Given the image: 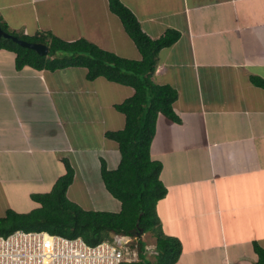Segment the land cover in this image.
Wrapping results in <instances>:
<instances>
[{
  "label": "crops",
  "instance_id": "crops-1",
  "mask_svg": "<svg viewBox=\"0 0 264 264\" xmlns=\"http://www.w3.org/2000/svg\"><path fill=\"white\" fill-rule=\"evenodd\" d=\"M120 1L151 38L168 28L179 32L173 44L159 50L152 74L155 82L177 90L172 107L179 120L158 114L150 144L166 187L156 203L161 230L181 243L172 264H254L253 242L264 247V88L248 78L264 79V0ZM109 12L108 0H0V16L11 29L56 33L65 21L68 40L82 33L103 49L138 59L119 20L120 32L114 29L115 17L101 27L88 24V14ZM121 37L126 47L118 49ZM14 56L0 49V189L7 178L38 181L55 167L59 172L66 155L76 174L77 164L88 162L67 133L79 122L78 111L87 115L80 116L85 132L99 129L104 136L107 129L123 127L124 115L113 104L133 92L101 76L86 80L83 67L75 78L67 74L72 66L57 69L64 75L62 91L57 90L53 70L17 69ZM106 138L102 147L109 155H99V164L102 156L117 165V143ZM30 188L29 194L35 191ZM79 197L91 205L86 208L97 209L93 199ZM119 205L112 204L116 210ZM7 206L0 199L3 214ZM151 248L145 245L146 252Z\"/></svg>",
  "mask_w": 264,
  "mask_h": 264
},
{
  "label": "trees",
  "instance_id": "trees-1",
  "mask_svg": "<svg viewBox=\"0 0 264 264\" xmlns=\"http://www.w3.org/2000/svg\"><path fill=\"white\" fill-rule=\"evenodd\" d=\"M108 6L136 46L140 54L138 59L103 49L85 37L63 40L49 30L18 35L15 29L9 30L1 16L0 49L14 52L17 69L24 65L37 70L82 66L86 68L84 75L88 80L103 76L133 88L130 96L113 104L124 115L123 127L103 132L105 137L117 143L119 161L115 168H108L105 159L100 157L99 165L103 185L120 201V208L118 211L84 208L70 200L66 190L73 182L75 171L70 160L61 156L63 172L53 178L50 189L29 194L36 207L27 212H17L10 207L5 209L4 215L0 216V235L15 230L45 231L69 238L80 237L89 245L126 235L131 238L128 245L136 250L137 257L120 264H149L144 256L146 242L142 240V235L148 232L155 238L153 263L172 264L180 254L181 243L161 230L156 203L165 195L166 187L159 178L161 162L150 157V144L158 114L179 120L172 107L177 90L168 83L155 82L152 74L159 50L173 44L179 32L168 28L162 35L151 38L120 0H108ZM4 35L42 42L47 45L48 52L40 55ZM248 79L264 88V79L260 76L252 74ZM253 250L257 255L254 264H264V247L253 242Z\"/></svg>",
  "mask_w": 264,
  "mask_h": 264
},
{
  "label": "rangeland",
  "instance_id": "rangeland-1",
  "mask_svg": "<svg viewBox=\"0 0 264 264\" xmlns=\"http://www.w3.org/2000/svg\"><path fill=\"white\" fill-rule=\"evenodd\" d=\"M109 13H111V15L96 14V15L92 16L93 14H88V15H90L89 17L91 20L87 19V22H89L88 24L95 25L96 27H101V26H103L102 25L103 23H106V22L109 23L110 21H113L114 17H115L116 22L114 23V29L117 32H120L119 31L120 24L118 21L119 20L118 17L115 14H113L112 12H109ZM67 23L68 22L62 21L58 25L56 33H54L55 29H53V31L51 30L52 34L56 35L57 37H59L63 40L70 39L69 37L66 36L67 33L69 31H71V30H67V29L65 30ZM112 24L113 23H111V25ZM10 29L11 28H9V30ZM15 33L18 35L23 34V32L17 31V30H15ZM77 36L83 37L82 33H80V34L77 33ZM95 36H97V35H95ZM125 36H127V35L125 34ZM90 38H93V35ZM110 38H112V37H110ZM71 40H74V39H71ZM123 41H124V39H122V37H121V39L117 38L116 43H115L116 48L123 49L124 47H126L125 43H123ZM125 42H127V47H130L128 45V41H125ZM129 44L133 45L131 42ZM112 52H114V51H112ZM130 52H131V55L135 54V48L134 47H133V49L131 48ZM136 52H137V54H139L137 50H136ZM58 53L63 54L62 52H58ZM114 53H116V52H114ZM116 54H118V53H116ZM53 71L52 72L56 75V77H55L56 78L55 89L61 90L59 88V85H60L59 77L64 76V75H62V71H58L57 69H55ZM67 72H68L67 73L68 75H72L75 78H78V77H80L79 74H80V72H82V69H80L79 67H74V68H70V70L68 69ZM62 78L63 77H61V79ZM82 78H84V77H82ZM75 80H77V79H75ZM71 82L74 83L73 80ZM83 82L84 81H79L78 84L83 86ZM65 85L67 86V83ZM55 89L52 90V93L54 92ZM108 93H110V92H108ZM105 95H107L106 92H105ZM89 101L90 100H88V102ZM106 112L107 111L104 110V113H106ZM87 113H88V115H90L91 110L88 111ZM80 116H87V115L84 111H78V114L76 117L78 118L77 120L79 122L73 121L71 123L73 125H70L67 127V131H68L67 133L70 135L72 142L75 143V147H77V149H82L84 151V153L87 154L88 162L86 164L85 163L77 164V166H76L77 172L75 174L72 185L70 184L71 186H69V189H68L69 195H67V196L70 200L82 205L84 208L91 207V205L87 204L85 201L81 200L79 195L83 196V198L86 200L92 201V199H93L92 203L94 201L97 202V203H95L97 209H104V210H109V211H118L119 209L116 210L117 208H114L112 206V204L115 203L116 201H118V199L114 198L112 195H110V193H107L106 189H103L102 181H101L100 173H99V165L100 164H99L98 156L102 155L104 157H107L109 155V152H108L109 150H106L105 148H103L104 146L102 147L104 139L106 137L102 136L101 133H99L100 132L99 129H94V131L93 130H87V132H85L86 128H85V125L83 123H81ZM80 136L82 137V139ZM98 151H100V153H98ZM117 152H116L115 159H114L115 161H117V159H118ZM102 156H100V157H102ZM66 157H68V155H66ZM105 161H106V163H108V167H114L116 165V164L111 163L112 161L109 158L105 159ZM114 163H116V162H114ZM58 167H59V172H56L57 167H55V170H54L55 172L51 169V172L52 171L53 172L51 174H49V176H48V174H44L43 180H38V181H35V180H17L16 177L11 178V179L7 178L8 180L5 181V184L2 183V186H1L2 189H0V194H1L0 199L4 200L5 202L8 201L9 205H10L9 207L14 209L17 212L29 211L30 209L36 207L37 204L30 198V196H29L30 191H27V188L29 189L30 187H34V188H30V189H35V191L31 190L32 192H36V191L43 192L46 189H50V188H48L51 181H52L50 179L55 178L58 174L60 175L63 172V167L61 168V163H59V162H58ZM51 168H53V167H51ZM32 173H33V171H32ZM18 183L21 184L23 187H27V188L25 189V188L21 187ZM85 189H87L88 193H85V191H84ZM107 200L109 203H107ZM119 208H120V205H119ZM2 214H3V212L0 210V216H2ZM142 240H144L146 242L145 244L147 247H150V246H153L155 239L151 233L146 232L142 235ZM153 251L152 252L151 251L150 252L144 251V256L149 261V264H154L153 259H154L155 251L154 252ZM136 257L137 256H135L134 258H136Z\"/></svg>",
  "mask_w": 264,
  "mask_h": 264
},
{
  "label": "built area",
  "instance_id": "built-area-1",
  "mask_svg": "<svg viewBox=\"0 0 264 264\" xmlns=\"http://www.w3.org/2000/svg\"><path fill=\"white\" fill-rule=\"evenodd\" d=\"M130 239L120 235L89 245L80 237L15 230L0 235V264H120L136 259Z\"/></svg>",
  "mask_w": 264,
  "mask_h": 264
},
{
  "label": "water",
  "instance_id": "water-1",
  "mask_svg": "<svg viewBox=\"0 0 264 264\" xmlns=\"http://www.w3.org/2000/svg\"><path fill=\"white\" fill-rule=\"evenodd\" d=\"M5 37H11L12 39L16 40L18 43H20L21 45L34 49L38 54L40 55H45L48 52V47L46 44L42 43V42H32V41H26V40H22L13 36H7L4 35Z\"/></svg>",
  "mask_w": 264,
  "mask_h": 264
},
{
  "label": "clouds",
  "instance_id": "clouds-1",
  "mask_svg": "<svg viewBox=\"0 0 264 264\" xmlns=\"http://www.w3.org/2000/svg\"><path fill=\"white\" fill-rule=\"evenodd\" d=\"M120 21V20H119ZM121 23V22H120ZM122 25V24H121ZM97 45V44H96ZM46 55V54H45ZM70 67V66H69ZM72 67H82V66H72ZM83 68H85V67H83ZM85 71H86V68H85ZM85 74H86V72H85ZM101 77H103V76H101ZM86 78V77H85ZM95 79V78H94ZM106 79V78H105ZM88 80V79H87ZM107 80V79H106ZM109 81V80H108ZM112 82V81H111ZM115 83V82H114ZM116 84H119V83H116ZM128 86V85H127ZM131 87V86H130ZM133 93V92H132ZM125 99V98H124ZM118 103V102H117Z\"/></svg>",
  "mask_w": 264,
  "mask_h": 264
}]
</instances>
